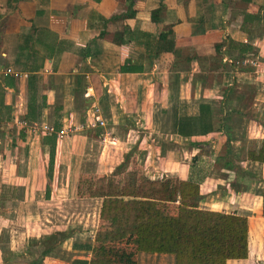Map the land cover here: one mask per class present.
Wrapping results in <instances>:
<instances>
[{
    "label": "crops",
    "instance_id": "0c3cea01",
    "mask_svg": "<svg viewBox=\"0 0 264 264\" xmlns=\"http://www.w3.org/2000/svg\"><path fill=\"white\" fill-rule=\"evenodd\" d=\"M0 65L11 69L0 73V264H31V250L40 264H90L86 247L94 244L101 199L88 198L97 204L95 224L67 235L44 256L39 248L52 226L42 224L46 228L30 236L16 222L42 223L39 204L77 193L87 144L99 140L101 127L116 135L113 145L135 137L141 144L146 135L140 128L162 125L179 141H191L190 148L169 152L167 168L159 171L191 178L200 194L218 182L211 180L212 161L206 165L207 156L196 153L203 140L214 136L210 146L225 144L235 124L252 129L251 146L264 138V0H0ZM200 105L211 108L213 131L178 134L179 122L198 115ZM94 116L104 125L91 127ZM45 126L55 132L51 180ZM229 178L220 180L225 189ZM224 196L205 209L247 216L245 194ZM258 204L261 214V187ZM262 239L260 248L264 225ZM255 250L227 264L251 263ZM260 250L263 259L254 262L264 263ZM22 255L25 261L11 262ZM137 256H169L175 264L170 254Z\"/></svg>",
    "mask_w": 264,
    "mask_h": 264
},
{
    "label": "trees",
    "instance_id": "16d2710c",
    "mask_svg": "<svg viewBox=\"0 0 264 264\" xmlns=\"http://www.w3.org/2000/svg\"><path fill=\"white\" fill-rule=\"evenodd\" d=\"M220 47L216 45V49ZM121 70L136 69L124 66ZM199 109L198 115L179 122L178 134L191 136L213 131L211 108L200 105ZM48 134L50 155L47 179L50 180L55 132ZM226 136L223 168L242 173V169L232 159L236 155L230 153L232 139L228 132ZM228 153L233 155L232 160L228 158ZM245 160L264 163V138L259 146L247 150ZM77 193L79 196L101 199L94 244L86 247L92 250L90 264L118 263L124 255L117 247L120 243L131 245L133 253L173 255L175 264H227L228 260L246 259L249 249H253L248 218L194 205L200 200V189L199 184L191 178L151 179L141 172L125 170L100 177L81 176ZM45 194L48 197V184ZM261 214L264 219V179L261 181ZM69 234L58 233L60 238L57 242L49 240L41 255L44 256L61 244ZM31 264L38 263L34 261Z\"/></svg>",
    "mask_w": 264,
    "mask_h": 264
},
{
    "label": "rangeland",
    "instance_id": "374dc122",
    "mask_svg": "<svg viewBox=\"0 0 264 264\" xmlns=\"http://www.w3.org/2000/svg\"><path fill=\"white\" fill-rule=\"evenodd\" d=\"M241 80L245 79L243 78ZM242 88L244 90L246 88H249L248 81H246L245 85H242ZM246 112L248 114L252 113L253 115V107L251 105V102H248ZM263 118L264 116H262L260 119L264 121ZM245 120L248 121L249 119L245 118ZM108 127L109 125L101 127L97 131L95 130V134L100 137L99 140H93L90 141L89 144H87L88 155L85 156L83 161V173L85 174L81 175L84 178L86 176H97L99 173L100 176H103L107 174L110 175V173L123 172L125 170L136 171L137 173L141 172L147 176H150L151 178H165V174L162 171L160 172L159 170L162 168H167L165 164L170 162L169 160L171 159L167 156L169 152L174 151V148H176V146H181L182 148H190L189 146H191V141H179L177 138H175L174 135H169V128H167V125H162V127L149 126L145 130L140 128V132H142V135H146V138L141 144L135 142L137 139L135 137L133 139L130 138L132 141L131 143L125 144L124 141H119L117 144L113 145V143H110L111 138L112 135L113 137L116 135L112 133H110L111 135H108V133L111 132L109 131ZM116 131L117 130H115L114 133H116ZM65 132H71V128H68ZM230 133V137L232 139V142L230 144V153L236 155V158L232 157V159L234 163L237 164L239 169H242L243 172L235 173L223 168V156L226 154L227 149L225 144L220 143L214 146L213 144H211L210 146L209 141L216 140L214 136L213 137L215 139L212 137L208 138L207 140H203L201 143H203L205 147H201L202 150L199 151L198 149L196 153H198L197 155H199V153H203L207 156L205 158L206 165H209V163H211L212 161L209 167L210 170H212L211 180L213 178H216L218 179V182L215 184V186H213V190L209 192L205 190L206 187L201 188L204 194H200V200L194 203V205H197L202 208H213L211 205L216 203V201L220 200L221 198L224 199V194L226 196L228 195L227 197L233 195V193L235 192H241L242 194H245L243 203L245 202V204L248 205L247 207L249 209L244 210L243 213L247 215L246 217L249 220V230H251V243L253 249H256L254 251V256L251 257V263L247 264H264L262 263L263 260H258V262H254V258L256 259L258 257L260 259H263L260 256V249L264 251V245L260 248L263 242L262 232L264 219L260 214V205L258 204L260 197L261 181L264 179V169L263 167L261 168L259 165L250 163L249 160H245L247 150L252 147L250 139V136L252 135V129L247 130V127L241 129V126L239 124H235L234 128ZM104 137H107V139H105ZM227 156L231 159V156L233 155L230 156V154L228 153ZM177 159H179V157ZM188 159L190 160V157H187V160ZM109 170H111V172H109ZM225 171H229V179H232L229 180V183L223 181V185L227 184V189H225V187L220 184V180L228 176ZM38 208L41 212H43L44 220L40 218L42 219V223H30L29 219L27 221L20 219V221L16 222V224H20V226H23L25 228V231L27 228L30 236L32 233H34V236L37 235L39 226L46 228V226H43L42 224L52 226L48 233L43 234L45 235V240H43V245H40V251L41 249L46 247V245L49 243V240L50 242H57V240L60 238L58 235V233L60 234V232H69L71 234L73 232H79L80 230L90 228L93 224H95V212L97 209V204L88 200V197L79 196L78 193H76L74 196H68L61 201H45L44 204H39ZM257 211L259 212L258 217L254 215V213H258ZM258 218H261L262 222H257ZM250 222L252 225L250 224ZM56 226H59V228H57L59 230L55 229ZM55 230L58 232L52 233ZM55 234L57 236H55ZM88 237L90 240V236ZM117 247L118 249H121L123 251L124 255L122 259L119 260V262L116 264H173L169 256H141V258H138L137 254L139 252L133 253V248L131 245L120 243L117 245ZM256 247L259 248L257 249ZM33 251L34 250H31V254H33V257L36 259L37 263L40 264L39 258H36L38 254L34 253ZM125 255L128 257V259H126ZM19 258L22 259L17 260L18 258L14 257L10 258V260L11 262H21L27 259L26 256L23 255ZM61 260L65 261V258Z\"/></svg>",
    "mask_w": 264,
    "mask_h": 264
},
{
    "label": "built area",
    "instance_id": "2783aa9c",
    "mask_svg": "<svg viewBox=\"0 0 264 264\" xmlns=\"http://www.w3.org/2000/svg\"><path fill=\"white\" fill-rule=\"evenodd\" d=\"M0 73H11V69L10 68H4L0 65ZM103 125H104V121L99 116H94L93 121H92L90 126L96 127V126H103ZM44 131L45 132H52L53 128L51 126H45ZM62 134H67V133L64 130H61L58 133V136H61Z\"/></svg>",
    "mask_w": 264,
    "mask_h": 264
}]
</instances>
